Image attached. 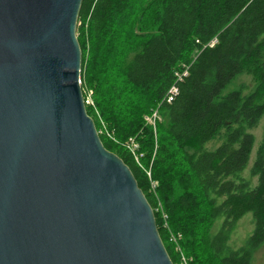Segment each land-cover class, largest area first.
<instances>
[{"label":"trees","instance_id":"1","mask_svg":"<svg viewBox=\"0 0 264 264\" xmlns=\"http://www.w3.org/2000/svg\"><path fill=\"white\" fill-rule=\"evenodd\" d=\"M77 33L82 86L94 92L88 115L117 139L100 135L132 170L174 264L180 253L172 235L189 264H252L264 246V135L251 169L257 186L242 174L256 142L251 131L264 118V0H84ZM183 64H191L189 76L176 100L159 108L155 134L144 117ZM244 75L254 88L226 94ZM131 138L141 165L123 147ZM248 214L254 231L233 250L231 236Z\"/></svg>","mask_w":264,"mask_h":264},{"label":"water","instance_id":"2","mask_svg":"<svg viewBox=\"0 0 264 264\" xmlns=\"http://www.w3.org/2000/svg\"><path fill=\"white\" fill-rule=\"evenodd\" d=\"M84 0H0V264H174L88 115Z\"/></svg>","mask_w":264,"mask_h":264},{"label":"rangeland","instance_id":"3","mask_svg":"<svg viewBox=\"0 0 264 264\" xmlns=\"http://www.w3.org/2000/svg\"><path fill=\"white\" fill-rule=\"evenodd\" d=\"M78 34V33H77ZM83 82L84 81V78H82ZM85 84V83H84ZM240 88H244V92L245 94H247L248 92H250L253 88H254V85L252 83V79L250 76H241L240 78H238L236 81H234L232 83V85L230 87H228V89L225 91V93H229L230 91H233V90H236V89H240ZM158 108V106H157ZM156 108V109H157ZM154 109V111L156 110ZM148 115H146L144 117V121H145V118L147 117ZM102 121H101V128H102ZM146 123V121H145ZM147 124V123H146ZM106 126V125H105ZM100 128V129H101ZM251 133L255 136V139H256V142H255V146H254V150L252 152V155H251V159H250V163L248 165V168L245 170V172L242 174V178H244L245 180L249 181L251 186L252 187H255L257 186L258 184V178L257 177H254L252 176L251 174V169H252V166L254 164V161H255V158H256V152H257V149L258 147L260 146L261 144V141L263 139V135H264V118L261 120V122L259 123V125L251 131ZM110 140H115V136L113 138L107 136ZM136 138H133V139H129L127 140L124 144H123V147L132 155L134 161L136 163H138L139 165L142 164V158H139V160L137 161L136 160V157H137V154L138 152H140V148L138 150L137 153L133 154L130 149L128 148V145L130 143L131 140H134ZM137 140V139H136ZM113 141V142H114ZM138 141V140H137ZM118 142V141H117ZM115 142V143H117ZM139 143V142H138ZM220 145V141L217 140V141H213L209 144H207V149L208 150H215V148H217L218 146ZM161 207V205H159ZM162 209V207H161ZM162 213V211H161ZM220 226H221V221H218L213 230H212V233L215 234L218 232V230L220 229ZM254 228H255V224H254V219H253V216L252 214H248L246 215L238 224L236 230L234 231V233L232 234L231 236V239H230V242H229V245L230 247L233 249V250H237L239 248H241L242 246L245 245L247 239L251 236V234L253 233L254 231ZM182 261V256H180V260H179V264H181L180 262ZM252 264H264V246H262L254 255V258H253V263Z\"/></svg>","mask_w":264,"mask_h":264},{"label":"built area","instance_id":"4","mask_svg":"<svg viewBox=\"0 0 264 264\" xmlns=\"http://www.w3.org/2000/svg\"><path fill=\"white\" fill-rule=\"evenodd\" d=\"M218 38L213 39L209 44L206 45V47L209 48H214L217 44H218ZM190 66L191 64H183L179 69H177L174 73L175 76V81L174 83L170 86L169 90L167 91L162 103L159 105V107L152 112V114L148 115L145 118V121L147 123V125L151 126L154 129V132L156 134V129H157V125L159 122L162 121V116L160 114V107L163 104H172L176 98L179 96L180 94V87L179 85L181 83L184 82V80L189 76V72H190ZM81 86H82V80H80ZM82 90H83V95H84V102L86 107H95V103H94V99H93V95L94 92L91 89H87V88H83L82 86ZM102 128L98 131L99 135H103L106 134L107 136L113 138V135L108 131L107 127L105 126L104 123H102ZM133 139V138H131ZM128 148L130 149V151L135 154L138 152L140 145L138 143V141L136 139L131 140ZM143 157V154L141 152H138L136 160L138 161L139 158ZM156 185L154 184V187ZM157 212L161 211V207H158L156 209ZM163 219L165 221L164 226L165 228H168V224H167V219L168 216L163 213ZM180 239L179 237H176L174 235L171 236L170 241L176 244V251L180 253V256H182V261L180 262L181 264H189V260L187 259L186 256L183 255L182 250L180 248V246L178 245V240Z\"/></svg>","mask_w":264,"mask_h":264}]
</instances>
